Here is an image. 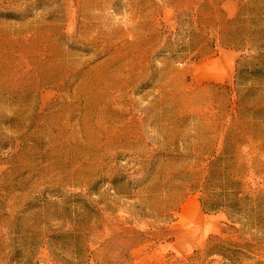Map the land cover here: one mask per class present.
I'll return each instance as SVG.
<instances>
[{
  "label": "rangeland",
  "instance_id": "rangeland-1",
  "mask_svg": "<svg viewBox=\"0 0 264 264\" xmlns=\"http://www.w3.org/2000/svg\"><path fill=\"white\" fill-rule=\"evenodd\" d=\"M0 264H264V0H0Z\"/></svg>",
  "mask_w": 264,
  "mask_h": 264
},
{
  "label": "bare ground",
  "instance_id": "bare-ground-1",
  "mask_svg": "<svg viewBox=\"0 0 264 264\" xmlns=\"http://www.w3.org/2000/svg\"><path fill=\"white\" fill-rule=\"evenodd\" d=\"M184 209L183 211L187 214V222L185 225L186 232H184L182 237L177 241L179 249H185L189 245L190 240L195 238L197 233L208 231L213 224L212 222H205L198 214L195 215L196 217L193 215L191 216L189 211H186V208Z\"/></svg>",
  "mask_w": 264,
  "mask_h": 264
},
{
  "label": "trees",
  "instance_id": "trees-1",
  "mask_svg": "<svg viewBox=\"0 0 264 264\" xmlns=\"http://www.w3.org/2000/svg\"><path fill=\"white\" fill-rule=\"evenodd\" d=\"M219 208L218 207H215V205L212 207V209H210L211 211H216L218 210Z\"/></svg>",
  "mask_w": 264,
  "mask_h": 264
}]
</instances>
